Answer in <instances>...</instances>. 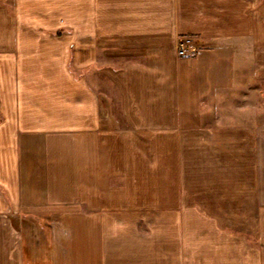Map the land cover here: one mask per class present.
I'll list each match as a JSON object with an SVG mask.
<instances>
[{
    "label": "crops",
    "instance_id": "crops-1",
    "mask_svg": "<svg viewBox=\"0 0 264 264\" xmlns=\"http://www.w3.org/2000/svg\"><path fill=\"white\" fill-rule=\"evenodd\" d=\"M243 64L259 103L264 0H0V264H34L21 218L41 264H264V108L221 113Z\"/></svg>",
    "mask_w": 264,
    "mask_h": 264
},
{
    "label": "rangeland",
    "instance_id": "rangeland-1",
    "mask_svg": "<svg viewBox=\"0 0 264 264\" xmlns=\"http://www.w3.org/2000/svg\"><path fill=\"white\" fill-rule=\"evenodd\" d=\"M246 64L249 67V63L246 62ZM244 71L243 73V78L239 77L237 84L242 85V90H243V97L241 98L240 94L237 93L235 94L233 91L229 92L226 94L228 96L227 98L230 100L229 103H226V108L221 109L222 115L225 113H229L234 115H240L243 116L244 118L251 119V116L253 114V106H256L258 101L257 98L256 100L254 97H256V94L253 93L254 89H250L249 87V75L250 71L249 69L247 70L245 67V64H243ZM248 72V73H247ZM244 73L247 75H244ZM231 85V88H233L234 82L229 83ZM248 86V87H247ZM253 88V87H252ZM254 88H257L259 90V97H260V102L258 105L260 106V109L264 108V96L263 94H260L262 84L260 82H255ZM233 90V89H232ZM257 95V96H258ZM225 96V95H224ZM216 100L215 102L219 101V95L215 96ZM239 101L240 99L242 100V107H239V102H235V100ZM259 99V98H258ZM214 101V99L212 100ZM251 104V107H250ZM242 108V109H240ZM219 112V111H218ZM218 112L212 113L211 115L213 116H218ZM213 119V118H211ZM218 119V117L216 118ZM20 231H22V237H23V243H24V254L26 256V261L32 260L34 261V264H41L43 260L47 257L48 255V247H49V241H50V234H51V224L52 222L49 221H44L39 218L30 220L27 218H21L20 220L16 221Z\"/></svg>",
    "mask_w": 264,
    "mask_h": 264
},
{
    "label": "built area",
    "instance_id": "built-area-1",
    "mask_svg": "<svg viewBox=\"0 0 264 264\" xmlns=\"http://www.w3.org/2000/svg\"><path fill=\"white\" fill-rule=\"evenodd\" d=\"M201 44L198 41V38L192 36H183L179 37L175 48L176 53L180 56H186L189 52L195 50Z\"/></svg>",
    "mask_w": 264,
    "mask_h": 264
}]
</instances>
